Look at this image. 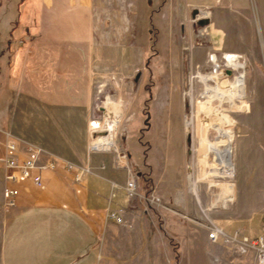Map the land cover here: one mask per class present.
<instances>
[{
  "label": "rangeland",
  "instance_id": "obj_1",
  "mask_svg": "<svg viewBox=\"0 0 264 264\" xmlns=\"http://www.w3.org/2000/svg\"><path fill=\"white\" fill-rule=\"evenodd\" d=\"M34 1L0 0V142L6 134L38 147L63 159L70 172L82 166L89 172H131L136 194L126 210L145 224L139 240L143 236L147 248L154 243L153 259L146 252L150 264H264L255 249H235L260 233L259 187H249L256 192L245 200L236 169L232 178L210 176L213 157L208 155L206 165L200 161L197 136V126L231 130L232 161L236 143H246L249 156L264 151V0H89L91 22L81 38L93 77L86 115H54L14 89L16 68L6 70V42L24 38ZM226 53L237 54L243 67L226 68ZM198 74L215 75L209 86L242 74L245 94L234 105L201 97ZM213 130L206 132L211 142ZM90 143H114L126 159L117 160L112 146L92 149ZM221 186L230 187V194ZM209 221L222 227L227 241L207 239Z\"/></svg>",
  "mask_w": 264,
  "mask_h": 264
},
{
  "label": "crops",
  "instance_id": "obj_2",
  "mask_svg": "<svg viewBox=\"0 0 264 264\" xmlns=\"http://www.w3.org/2000/svg\"><path fill=\"white\" fill-rule=\"evenodd\" d=\"M35 1L24 38L6 42V70L16 68L14 89L54 115L58 111L86 115L93 77L88 45L81 38L91 22L89 0H40L38 11ZM115 113L118 124L120 111ZM4 135L0 142V264H150L147 253L153 259L154 243L147 248L143 236L138 238L140 233L146 235V227L126 210L131 201L123 190V172L95 169L75 181L80 167L70 172L63 159L52 157L56 166L43 173V188L19 177L11 183L18 190L14 204L4 205V176L18 173L6 166V159L51 158L38 147ZM11 141H15L13 149ZM245 145H234L232 162L234 172L238 171L239 192L245 200L256 191L264 197V151L249 156ZM126 146L132 154L129 142ZM235 179L236 175V197ZM254 185L259 187L256 191L249 189ZM107 210H121L123 223L109 220Z\"/></svg>",
  "mask_w": 264,
  "mask_h": 264
},
{
  "label": "built area",
  "instance_id": "obj_3",
  "mask_svg": "<svg viewBox=\"0 0 264 264\" xmlns=\"http://www.w3.org/2000/svg\"><path fill=\"white\" fill-rule=\"evenodd\" d=\"M236 59V58H235ZM232 59V60H235ZM228 68V67H226ZM230 69V68H228ZM227 73H224V76L227 78ZM92 123V122H91ZM91 125V124H90ZM99 122L96 121V124L93 126V128L98 127ZM102 125V124H101ZM104 130V129H103ZM9 147L13 149L15 147V141H11ZM90 147L93 149V147L90 145ZM111 147V146H110ZM109 147V148H110ZM113 149L116 151V158L117 160H125L126 154L124 152H121L118 150V148L115 146H112ZM28 150H31L32 147L28 146ZM56 160L53 158L50 159H37V157H26L22 159L21 161L17 162L14 158L9 157L6 159V166L10 168L18 169V173H15L13 171L8 172L5 174V184L2 187L3 197H4V205L6 206H12L14 204V197L18 193V190L16 187L12 186L11 183H14L17 181L19 177L29 179L32 184L35 187L43 188V181H42V175L46 171H50L55 168L56 166ZM89 168L87 166L80 167L75 173H74V180L79 181L82 179V175L84 173H88ZM123 190L125 193V196L128 199H133L136 194V181L135 177L131 172H128L126 174L125 183L123 185ZM106 217L109 220H112L115 223H123V217L121 214V210H107L106 211ZM207 232V239L211 242H217L218 240H225L227 241V235L224 233L221 226L217 225L216 223L209 221L206 224ZM247 247H251L255 249V255L259 262L264 263V220L262 221L260 225V233L257 237L249 241L248 243H241L236 244L235 249L237 251H245Z\"/></svg>",
  "mask_w": 264,
  "mask_h": 264
},
{
  "label": "bare ground",
  "instance_id": "obj_4",
  "mask_svg": "<svg viewBox=\"0 0 264 264\" xmlns=\"http://www.w3.org/2000/svg\"><path fill=\"white\" fill-rule=\"evenodd\" d=\"M206 15L207 13H203ZM214 61V58H211ZM215 68L217 67V63ZM220 65V64H219ZM225 66L231 68H242L243 65L236 60L232 59H225ZM219 67V66H218ZM215 78V75H204L198 74V80L203 84V91L201 92V97L207 98H218L220 102H228L230 105H234V100L241 98L245 94V82L244 76L240 74L237 76L233 82L220 85L215 84V86H209L208 81ZM190 121H185V125H188ZM103 126V125H101ZM212 128L215 130V139L214 141H210L207 136V129ZM197 136H198V143H199V156L200 161L205 163L207 162V157L209 154L212 155V163L208 166L207 173L210 174L212 177H231L233 176V162H232V133L231 130L225 129L222 126L211 125L209 127L206 126H197ZM213 130V131H214ZM96 138V137H94ZM92 146V144L90 143ZM110 146H114L110 144L105 148H94L93 149H108ZM115 147V146H114ZM209 176V177H210ZM221 190L224 192L225 195L230 194L231 189L230 187L221 186ZM226 197V196H225ZM217 199L214 200V202ZM213 202V204H214Z\"/></svg>",
  "mask_w": 264,
  "mask_h": 264
},
{
  "label": "water",
  "instance_id": "obj_5",
  "mask_svg": "<svg viewBox=\"0 0 264 264\" xmlns=\"http://www.w3.org/2000/svg\"><path fill=\"white\" fill-rule=\"evenodd\" d=\"M205 22V20H200L199 23ZM237 54L235 53H226L225 54V59H235L237 58Z\"/></svg>",
  "mask_w": 264,
  "mask_h": 264
},
{
  "label": "flooded vegetation",
  "instance_id": "obj_6",
  "mask_svg": "<svg viewBox=\"0 0 264 264\" xmlns=\"http://www.w3.org/2000/svg\"><path fill=\"white\" fill-rule=\"evenodd\" d=\"M148 116L146 115L144 118H143V124H148Z\"/></svg>",
  "mask_w": 264,
  "mask_h": 264
},
{
  "label": "trees",
  "instance_id": "obj_7",
  "mask_svg": "<svg viewBox=\"0 0 264 264\" xmlns=\"http://www.w3.org/2000/svg\"><path fill=\"white\" fill-rule=\"evenodd\" d=\"M146 89H148V88L146 87ZM147 92H148V91H147ZM147 125H148V124H146V126H147ZM145 128H146V127H145ZM177 257H178V254L175 252V253H174V258L177 259Z\"/></svg>",
  "mask_w": 264,
  "mask_h": 264
}]
</instances>
